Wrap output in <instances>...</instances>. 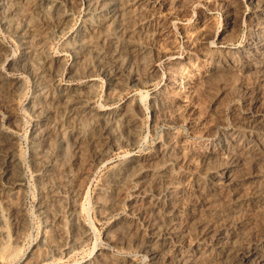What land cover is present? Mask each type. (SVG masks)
<instances>
[{
    "label": "rangeland",
    "instance_id": "rangeland-1",
    "mask_svg": "<svg viewBox=\"0 0 264 264\" xmlns=\"http://www.w3.org/2000/svg\"><path fill=\"white\" fill-rule=\"evenodd\" d=\"M230 1L159 0L150 10L155 29L152 40L148 41L145 30L136 36L141 44L153 47L152 56L146 62L130 55L127 75L137 79L117 80L110 70L101 72L95 66V56L125 29L116 25L110 30V21H103L99 9H90V0H0V7L12 4L15 26L35 35L30 43L0 19V42L5 47L0 72L9 81L21 80L17 88L0 87L1 124L16 141L22 161L20 171L0 185V264H169L166 257L176 247L184 258L192 257L193 250L198 252L193 264H220L209 246L197 245L190 222L195 218L213 221L224 212L236 223L231 231H240L241 244L261 238L264 177L248 164V148L253 145V152L264 151V131L260 129L264 106L257 103L250 107L246 101L243 81L256 80L258 74L243 73L242 62L254 51L255 32L264 25V12L255 5L256 0H236L241 18L233 29L228 25ZM61 15L64 20L60 24ZM49 20L52 26L45 28ZM101 21L108 30L99 33L101 26L96 24ZM82 30L96 33V38L80 37ZM202 32L207 34L205 39L199 36ZM75 39H85V52L75 50ZM22 57L25 61L14 66ZM144 64L149 65L144 68ZM59 91L66 95L55 106L52 97ZM156 96L166 103L165 119L158 124L153 119ZM81 104L91 106V114L78 113ZM123 113L136 120L131 140L126 137L127 124L120 122ZM104 125L114 146L111 142L103 157L96 155L99 143L89 145L88 138L86 147L74 144L78 134L91 135L93 129ZM235 129L244 136L236 138L234 148H223L219 136L231 139ZM246 139L250 145L244 148ZM161 143L170 150L164 164L155 157ZM212 151L217 157L199 161ZM225 159L234 160V165L229 188L223 192L213 180ZM71 160L79 164L71 165ZM132 160L147 163L131 174L124 166ZM155 174L170 180L173 192L169 196L176 194L173 201L180 210L170 216L177 227L184 226L175 239L157 237L150 225L154 218L147 210L149 198L143 184ZM16 179L18 185L13 184ZM253 197H259L257 205H262L255 207ZM200 201L203 204L197 205ZM130 222L131 230L126 226ZM263 244L264 239L260 252L250 258L264 255ZM153 247H160L157 257L150 254Z\"/></svg>",
    "mask_w": 264,
    "mask_h": 264
},
{
    "label": "bare ground",
    "instance_id": "bare-ground-1",
    "mask_svg": "<svg viewBox=\"0 0 264 264\" xmlns=\"http://www.w3.org/2000/svg\"><path fill=\"white\" fill-rule=\"evenodd\" d=\"M256 1L257 2H255V5L258 6L259 10H262L264 12V0H256ZM157 3H159V0H90V2H89L90 9H94V10L99 9L101 12L104 13L103 15L105 16V18H103V21H110V23L108 25L109 27H111L110 30L115 29L116 25L119 26L120 28L125 29L121 34H118L115 37L113 36L111 38V39H113V40H110V42H109V43H111V45H109V44H107L109 46L103 45L104 47H101L97 51L96 56H95V64H96L95 66L99 67L100 71L101 70L102 71H109L110 70L113 73L112 78L113 79L117 78V80L118 79H122V78H127V79H132V80H136L137 79L133 75H129V76L127 75L128 73H127L126 66H128L127 65L129 63L128 60L131 57L130 55H136V56L140 57V59H142L143 61H146V60L148 61V58L150 56H152L153 47L150 44H148L149 46L148 45L145 46L144 43L141 44L142 42L141 43L139 42L138 37L142 36L141 33L144 30H145L146 35L148 37V41H151L153 36L155 35V29H153L154 28L153 27L154 19L152 17L153 14H152V12H150V10L152 9L151 7H154ZM11 5L9 7H7V5L5 6L3 4V6L0 7V9H1V11H0V19L3 21V23L7 24V26H10L14 30L15 33H22V35H20V36H22L23 38H26V39L29 38L30 39V43H33V39L35 37L34 33L32 35L31 32L30 33L29 32H22V29L19 26H15L13 20L11 19V14H12V11H13ZM237 5L238 4H237L236 0L230 1L229 9H228V12H227L228 20H229V24L228 25L230 26V28H233V29L238 27L239 22H240V18H241V15L239 14V10L237 8ZM263 16H259V17L261 18ZM63 20H64V15H61L59 17V23L60 24L63 23ZM90 21H91V23L93 22L91 19H90ZM260 23L263 24V22H260ZM51 24H52V20H49L48 23L45 24L46 25L45 28H50L52 26ZM104 24H105V22H102V21L99 24H96V26H99V27L101 26V30L98 29L97 32L100 33V32H102V30H108V29H106ZM45 30H47V29H45ZM80 33L81 34H79V35L82 38H84V37H88L89 39L96 38L95 37L96 33L94 35H93V33H92V35H89L88 31L85 32L84 30H82V32H80ZM206 35L207 34L205 32H202V33H200L199 36L200 37L202 36L205 39V37H207ZM255 35H256L255 36L256 40H254V42H253L254 43V51L252 53H250L248 56H246L244 58L243 62H242V64H244V72L243 73L254 71L255 73L258 74V78H256V80H253V81H250V82L246 81V80L243 81V83L245 85V89H247V91L245 93V95L247 96L246 97L247 98L246 101L248 102L250 107H253L257 103H261L264 106V25L263 26L261 25V28L259 27V28L256 29ZM98 36L99 35H97V37ZM136 36H138V37H136ZM84 42H85V39L84 40L75 39L74 42H73L75 44L74 45L75 50L79 49L80 53L85 52L86 46L84 45ZM4 49H5V47H4L3 43L0 42V55L3 53ZM27 54L25 53V55H27ZM260 55H262L263 57H260ZM30 56H32V55L30 54ZM23 58H25V57H22V59L20 61H18V63H16L14 61L13 65L16 66V67H19L18 64H20L21 61L24 62L25 59H26V58L25 59H23ZM236 60L238 62L239 58L236 59ZM49 63H50V61H49ZM148 65L149 64H147V65L144 64V66H145L144 68L148 67ZM215 70H217V68H215ZM213 75L214 74H212V76ZM110 79H111V77H110ZM180 79L182 80V78H180ZM20 81L21 80L19 78H17L15 81H9V79L7 77H5L0 72V87L11 86L13 88H17L20 85V83H21ZM59 94H60V91H59ZM63 94H60L59 96L57 95V96H53L52 97L53 105L57 106V104L62 101L63 97L66 95V94L65 95H63ZM80 97H81V95H80ZM144 97L145 96H143L142 98H144ZM163 99L164 98L161 99V97L159 98V96H156L152 100V102H153L152 104L154 106L153 119L155 120L154 122H156L157 124L159 122H161L162 118L164 120L165 116H166L165 115L166 113L164 112V110L166 108V103L163 101ZM70 100H72V99H70ZM74 100H77V99H74ZM79 101H78V104H79ZM63 102H65V101H63ZM58 106H59V104H58ZM66 106H65V108H66ZM89 107L91 108V106H89L87 104H84V105L81 104L80 106H78V113L79 112H84L86 114H91L89 112H91L92 110L89 111ZM74 109H72V111ZM65 111H66V109H65ZM63 113H64V111H63ZM68 113H70V112H68ZM110 117L111 116L109 115V118ZM120 119H122L120 122L127 124L126 129L127 128L128 129L126 131V134H127L126 137L128 138V140H131V138H133V136H134V133H133V129L134 128H131V127L134 126V124H135V121H136L135 118H133L132 116L128 115L127 113H123L122 117ZM1 120L2 119L0 117V143H1V145H0V185L4 186L2 181L5 180L6 178H9V176L12 175L13 173H18L20 171L21 167H22V161H21V158L19 157V154L17 152L16 141H14L13 137L10 136L5 130H3V127H2V124H1ZM109 121L112 123L113 119H112V121L111 120H107L105 122L106 123L107 122L110 123ZM260 124H261L260 125V129H262L264 131V123H260ZM105 125H104V127L99 128V130L93 129V127H92L93 131H92L91 135L85 136V135H87V132H86V134L84 133L85 135L84 134H82V135L78 134L76 137H74L75 138L74 139V144H76L78 147H86L88 144L86 145L85 140H86V138H88V141H90L89 145L93 144L95 146V144L99 143L98 146H100V149L97 150L96 155L98 157H103V154H104L103 152H105V149L110 146L111 142L113 143V141H112V139L110 137L111 135H109V136L105 135L106 132H107V128L105 127ZM250 125H252V124H250ZM253 125L256 128L255 124H253ZM129 127H130V129H129ZM248 127L250 128L249 125H248ZM81 128L83 129V127H81ZM95 128H97V127H95ZM260 129H259V131H260ZM254 131H257V129L254 130ZM254 131H253V133H254ZM89 132H91V131H89ZM77 133H79V132L77 131ZM240 134H241V136H244L243 133H240V130L235 129L233 131V135L232 134L229 135L231 139H227V136H219L220 138L218 139V141H219L218 143L221 144V146L223 148H224V146H227L228 148L227 147L226 148L228 150L231 149V148H234L235 146L233 145V143H234V141H236V138ZM263 134H264V132H263ZM250 135H252V134L250 133ZM249 138H250V136H249ZM33 139L36 140V137H33ZM72 140H73V138H72ZM249 141H250L249 139H246L244 142H242L243 147L248 145ZM72 143H73V141H72ZM167 143H168V141H167ZM74 144H73V147H74ZM236 144L239 145L241 143L240 142H239V144L235 143V145ZM112 146H114V143L112 144ZM251 148H253V145H251ZM251 148H248V150L250 151V158L248 160V164L252 165L253 168L255 167L256 169H259V172H258L259 175L261 177H264V151L262 149V151H260V152H253ZM66 150H68V149H66ZM107 150H109V149H107ZM167 150L168 149L165 147V144L161 143L159 145V147L155 151V157L158 158L159 159L158 161H161L162 164L166 163L168 158H170V154H168L169 153L168 151H170V150H168V151ZM241 150H243V148ZM36 151H37V149H36ZM69 152H71V151H69ZM83 153H84V151H83ZM72 154H71V156H72ZM232 154H234V153H232ZM105 155H106V152H105ZM168 155H169V157H168ZM75 156H77V155L75 154ZM38 157H40V156H37L36 158H38ZM215 157H217V153H216V151H212L209 154H207V153L203 154L201 156V158H199V161L202 163L203 161L205 162V161L211 160L212 158H215ZM226 159H225L226 162H224V163L221 162L220 163V166H219L220 168H219L218 171H216V174H215L214 178L217 179V180H213V182L218 184L217 186H220V189H222L223 192H226V190L229 188V186H228L229 182H227V181L229 179H231L230 175H229V172L231 171L232 165H234L233 164L234 160H232L233 162L232 161L228 162ZM230 159L231 158H229V160ZM233 159H234V157H233ZM237 159L238 158H236L235 160H237ZM78 160H79V158H78ZM85 160H88V159H85ZM72 163H73V161H72ZM74 163L71 164V165H74ZM146 163H144V162L135 163V161L132 160V161L127 162L125 164V166L123 164V166L124 167H128L127 169L131 170L130 173L132 174L134 171L139 169L138 167H145ZM37 164L39 165V162ZM75 164H77V163H75ZM237 164H235V165H237ZM167 165H166V167H167ZM58 166H60V165H58ZM163 167H165V166H163ZM65 172H67V171H65ZM162 175H158L157 176L155 174V176H153L152 178L150 177V180H148L149 182L146 181V184H143L144 185V192L146 193L147 197L149 198V202L148 203L150 205V209H149V207L147 205L146 206L148 207L147 210H149V213L151 214L149 216L150 217L152 216L154 218V219L151 218V219H153V222L150 221L151 222L150 225L152 227H155L154 229L156 230L155 232H153V234L156 235L157 237L160 235V237H162V239H164V240L167 239L166 236H170V238L175 239V238H177L179 236L177 234V232L179 233L181 231V229L184 226V223L182 221L183 226H182V228H179L180 225L177 227L176 221L173 222V220H175V219L172 218V216H170V213H172V215L176 216L178 214V213L176 214V211L180 210V209L178 207V203L173 201V198H175L176 194L174 195V193H173V195L169 196V194H171L173 192L170 189V187H171L170 180L168 178L166 179L164 177V175L163 176ZM165 175H167V174H165ZM78 180H80V179H78ZM74 183H72V184H74ZM13 184L14 185H18L19 184V179L18 180L16 179L15 183H13ZM79 184L81 185L82 183L79 182ZM44 185H46V184H44ZM75 185H78V183L75 184ZM76 189H74V190H76ZM77 191H78V189H77ZM118 191H120V190H118ZM119 195H120V193H119ZM50 196L53 198L52 194ZM47 197H49V196H47ZM163 197H166V198L163 200ZM167 198H170V200H167ZM253 199H256V200L253 201L254 205H256L255 207H259V206L262 205V204L261 205L260 204L257 205L260 202V200H261L259 197H256V198L253 197ZM55 201H56V199H55ZM200 204H203V203L200 201L197 205H200ZM193 205L196 206V204H192V206ZM190 206H191V203L189 204V207ZM203 206H206V204H204ZM143 208H145V207L143 206ZM168 208H170L169 211H167ZM205 208L208 210L209 206H206ZM193 210H195L194 207H193ZM205 213H207V212H205ZM207 216H205V217L207 218ZM187 217H189V216H187ZM212 218H213V216H212ZM151 219H148V220H151ZM195 219L192 222H190L191 223V226H190L191 229L190 230H192V232H194L197 235L196 236L197 245L199 246V245H201V243H203L206 246H209L208 250L212 254H215L216 262H218L220 264L221 263L222 264H250L251 262L254 261V264H264L263 263L264 262L263 261L264 260L263 253L260 254L259 256H256V258H254V259L250 258L251 256L253 257V255L258 254L257 251L260 252V250H261L259 248V245H260V242H262V239H264V229L261 228V231H263V233H262L261 238L258 239L257 242L250 241V242L247 243V245H244V244H241V242H239L240 241V236H241L240 235V231H238V233L235 232V231H231V229L234 228V224L236 225V223L233 220H231V217L227 213L224 212V213L218 214L217 215V219L215 217V219L213 218L214 219L213 221H210L209 218H208L209 221H204L205 219L203 221L201 219H198V220H195ZM186 222H187V220H186ZM203 223H207L208 226L205 225L206 226L205 228H201ZM126 226H127V229H130V230L133 229L132 228L133 227L132 226V222L128 223ZM62 233H63V231H62ZM138 233L136 235H138ZM211 233L213 234L212 236L210 235ZM126 234H127V232H126ZM151 235H152V233H151ZM154 235H152V236H154ZM208 235H210V236H208ZM46 240L47 239H44L43 243ZM156 240H158V239L156 238ZM145 246H147V245H145ZM161 246H162V244H161ZM158 249H156V247H153L150 250V254L152 255V257H157L156 253H158L157 252V251H159ZM147 251H149V250H147ZM171 251L172 252L170 254H168V256L166 257V259L169 262V264H182V263L183 264H193V263H196V260H197L196 256H197L198 252H196L195 250L192 251V254H191L192 257H190V258H184L181 255L180 249H178L177 247L174 248Z\"/></svg>",
    "mask_w": 264,
    "mask_h": 264
}]
</instances>
